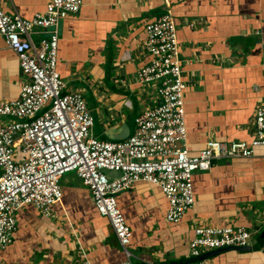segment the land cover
<instances>
[{
  "label": "crops",
  "instance_id": "0c3cea01",
  "mask_svg": "<svg viewBox=\"0 0 264 264\" xmlns=\"http://www.w3.org/2000/svg\"><path fill=\"white\" fill-rule=\"evenodd\" d=\"M48 2L3 0L2 10L30 20ZM166 12L177 29L190 156L209 140L250 141L264 97V0H83L79 12L60 23L57 71L67 92L94 101L103 130L92 135L124 140L134 119L155 104L154 91L135 75L150 61L144 27ZM23 80L15 53L0 37V102L18 99ZM117 133L125 135L113 140ZM192 182L193 207L177 223L165 221L167 201L156 185L137 182L117 195L131 230L132 263L264 264V147L249 158L213 161L209 171L194 172ZM60 187L61 201L48 215L31 206L16 213L13 240L0 249V264H122L123 250L88 188L74 172L62 176ZM199 226L244 227L252 234L250 246L185 263L193 258L189 245Z\"/></svg>",
  "mask_w": 264,
  "mask_h": 264
},
{
  "label": "built area",
  "instance_id": "2783aa9c",
  "mask_svg": "<svg viewBox=\"0 0 264 264\" xmlns=\"http://www.w3.org/2000/svg\"><path fill=\"white\" fill-rule=\"evenodd\" d=\"M82 2L49 0L44 12L25 20L16 12L5 13L0 0V37L15 53L24 79L18 99L0 102V249L12 243L16 213L31 206L48 215L61 201L60 179L74 172L90 191L96 211L108 220L126 257L122 264H133L131 230L117 195L137 182L156 185L167 201L165 221L177 223L193 207L194 172L209 171L213 161L252 157L256 148L264 147V97L255 111L250 141L209 140L190 156L177 29L166 12L144 27L143 50L150 61L135 75L154 91L155 104L134 119V130L124 140L95 138L83 96L67 92L57 71L60 23L78 13ZM37 34L40 38L34 41ZM251 238L244 227L199 226L189 251L195 258L226 247L245 248ZM260 252L264 256V240Z\"/></svg>",
  "mask_w": 264,
  "mask_h": 264
},
{
  "label": "rangeland",
  "instance_id": "374dc122",
  "mask_svg": "<svg viewBox=\"0 0 264 264\" xmlns=\"http://www.w3.org/2000/svg\"><path fill=\"white\" fill-rule=\"evenodd\" d=\"M85 98V102H86V105H87V107L89 108V109H91V112H90V114H91V116H92V118H93V120H94V127H93V129H92V133L95 135V137L99 134V131H102L103 130V126H101V124H100V122L99 121H97V120H99V114L96 112V111H94L93 110V108H94V101L91 99V97H84ZM124 110V109H123ZM125 111V110H124ZM97 121V122H96ZM128 128H129V126H128ZM125 135V133H121V134H119V133H117V135L116 136H113V140H117L118 138H121L122 136H124ZM69 175H73V172H70V173H66L65 175H64V177H66V176H69Z\"/></svg>",
  "mask_w": 264,
  "mask_h": 264
},
{
  "label": "water",
  "instance_id": "95a60500",
  "mask_svg": "<svg viewBox=\"0 0 264 264\" xmlns=\"http://www.w3.org/2000/svg\"><path fill=\"white\" fill-rule=\"evenodd\" d=\"M230 249L237 250V251H242V250H247L248 247H245V248L226 247L225 249L222 248V249L213 250V251L205 253V254H203V255H201L199 257L192 258L191 260L186 261L185 263L193 262V261H203V260L207 259L208 257H214V256L218 255L223 250H230Z\"/></svg>",
  "mask_w": 264,
  "mask_h": 264
}]
</instances>
